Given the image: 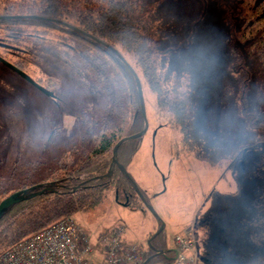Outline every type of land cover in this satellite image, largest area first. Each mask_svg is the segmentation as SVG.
Here are the masks:
<instances>
[{
    "label": "trees",
    "instance_id": "1",
    "mask_svg": "<svg viewBox=\"0 0 264 264\" xmlns=\"http://www.w3.org/2000/svg\"><path fill=\"white\" fill-rule=\"evenodd\" d=\"M39 2L36 14L70 22L99 40L61 22L26 19L37 23L35 48L49 49L48 59L39 63L75 73L76 87L89 99L77 116L83 136L70 149L55 162L40 159L38 168L33 162L22 170V185L0 187V202L10 188L22 197L0 215V254L96 205L109 191L125 205L143 201L118 165L104 176L117 141L145 126L133 68L142 86L146 83L153 92L157 111L169 117L182 147L231 170L237 182L235 192L224 194L230 203L215 202L217 210L228 207L230 214L209 220L200 259L264 264V0ZM106 44L117 48L130 66ZM165 124L159 122L156 133ZM142 138L119 146V161L127 169ZM238 240L247 242L242 254L252 261L236 259ZM161 248L164 252L151 259L161 256L162 264H172L176 250L165 242ZM152 253L148 246L146 258Z\"/></svg>",
    "mask_w": 264,
    "mask_h": 264
},
{
    "label": "rangeland",
    "instance_id": "2",
    "mask_svg": "<svg viewBox=\"0 0 264 264\" xmlns=\"http://www.w3.org/2000/svg\"><path fill=\"white\" fill-rule=\"evenodd\" d=\"M8 1L13 5H24L20 11H27L29 4L33 5L31 9H38L36 7L40 3L39 0ZM24 30L35 32V27L25 26ZM41 65L45 67L44 72L35 62L28 63L26 70L33 78L39 79V74L48 71L44 64ZM49 73L53 77L43 75L42 78L44 81L53 80L54 89L61 97L59 104L39 92L14 70L0 64L2 189L22 185L25 181L22 170H29L33 162L38 168L41 166L40 159L55 162L83 136L77 116L82 112L88 96L76 87L75 73L62 68L49 70ZM143 90L149 127L140 148L128 163V170L143 191L146 201L141 200L138 206L132 207L119 203L114 192L109 191L96 205L82 208L70 216L88 233L94 245V252L87 255L91 264H102L103 244L100 238L116 221H123L126 225L127 241L145 249L148 248L150 236L163 226L160 233L166 240V247L172 248L175 234L182 232L195 238L201 252L208 238L209 220L214 216L225 218L230 214L228 207L217 210L218 206L214 205L216 201L220 204L230 203L231 199L224 194L236 191L237 182L231 170L210 165L182 147L179 134L169 117L157 111L154 94L146 83ZM159 122L166 124L156 133ZM12 172L14 176L9 178ZM12 190L7 189L4 194H17ZM246 216L248 218L249 214ZM261 220L264 222V215ZM244 229L247 228L244 226ZM236 243L239 248H235V253H240L236 259L252 261L250 256L242 254L246 249L242 246L248 245L247 242L238 240ZM254 248L256 251L258 247ZM147 264H162V258L156 256Z\"/></svg>",
    "mask_w": 264,
    "mask_h": 264
},
{
    "label": "built area",
    "instance_id": "3",
    "mask_svg": "<svg viewBox=\"0 0 264 264\" xmlns=\"http://www.w3.org/2000/svg\"><path fill=\"white\" fill-rule=\"evenodd\" d=\"M126 225L116 221L100 238L102 264H144L146 249L125 238ZM176 254L172 264H213L200 259L191 234H175ZM94 252L88 233L73 217L61 218L16 242L0 254V264H91L87 255Z\"/></svg>",
    "mask_w": 264,
    "mask_h": 264
},
{
    "label": "flooded vegetation",
    "instance_id": "4",
    "mask_svg": "<svg viewBox=\"0 0 264 264\" xmlns=\"http://www.w3.org/2000/svg\"><path fill=\"white\" fill-rule=\"evenodd\" d=\"M21 6L23 7L24 5H20V4L13 5V3L11 2L9 3L8 0H6V2L4 0H0V16L8 15V14H36L35 12L39 11L41 8L40 6H37L36 8L38 9H31L30 7H32L33 5L29 4V6H26L27 11H20L22 9ZM27 7H29L30 10ZM36 25H37L36 22L26 19L14 20L11 18H0V64L1 65L11 68L5 62V61H9L14 65H16L17 67L24 70L25 72H27L30 76H32L29 73V71L26 70L27 68L26 65L28 63L35 62L39 70L43 71V68L45 67L41 65L42 63L39 62L48 59L49 49L48 47H45L41 51V49L35 48V40L33 35L34 32L24 30L25 26L35 27ZM55 39L57 40V38ZM54 49L55 47L52 46L51 53L54 51ZM46 70H48L46 73H41L42 75L39 74L41 78L39 79L34 78V79L44 88H46V90L52 91L54 95H49L46 92L39 89L38 87H36L35 85L34 86L37 88L39 92L51 97V99L56 104H59L61 97L54 89L55 85L53 80L50 79L48 81L46 80L44 81V78H42L43 75L53 77V74L49 73V69ZM14 71L18 73L16 70ZM152 235L150 236V238L152 237ZM163 242H165V239L161 233H158L155 237L151 239V245L156 249L161 248ZM153 253H155L154 249H153Z\"/></svg>",
    "mask_w": 264,
    "mask_h": 264
},
{
    "label": "water",
    "instance_id": "5",
    "mask_svg": "<svg viewBox=\"0 0 264 264\" xmlns=\"http://www.w3.org/2000/svg\"><path fill=\"white\" fill-rule=\"evenodd\" d=\"M0 18H11V19H37V20H43V21H56V22H61L63 24H65L66 26L74 29V30H77L81 33H84V34H88V35H91L93 38L95 39H98L97 37H95L94 35L86 32L85 30L79 28L78 26L70 23V22H67V21H64V20H61L59 18H53V17H49V16H45V15H41V14H8V15H3V16H0ZM99 40V39H98ZM101 41V40H100ZM102 42V41H101ZM107 46H109L110 48H112V50L117 54V56H119V58H121L126 64H128L130 66V64L127 62V60L124 58L123 54L117 49V48H114L112 46H110L109 44H106ZM6 64L8 66H10L12 69L16 70L21 76H23L26 80H28L30 83H32L33 85H35L36 87H38L39 89H41L42 91L46 92L47 94L49 95H54V93L52 91H48L46 90V88H44L42 85H40L32 76H30L27 72H25L24 70H22L21 68L17 67L16 65H14L13 63L9 62V61H5ZM132 71L133 73L135 74L136 76V81H137V86H138V93H139V99H140V105H141V109H142V113H143V116H144V119H145V126L142 130L140 131H137V132H134V133H131L129 135H125L123 137H121L117 143L115 144L114 148H113V156H112V161L110 163V168L109 170L104 174V176H109L112 174L114 168L116 165H118L120 167V169L123 171V173L129 177L131 179V181L133 182L136 190L138 191V193L140 194V196L142 197V199L144 201H146V198L142 192V190L140 189L138 183L134 180V178L132 177V175L130 174V172L128 171V169L126 168V166L124 164H122L120 161H119V158H118V149H119V146L126 140H130V139H135V138H138V137H142L148 130V127H149V121H148V117H147V112H146V105H145V97H144V91H143V86H142V82H141V79L140 77L138 76V74L136 73V71L132 68ZM22 197H18L17 194H11L9 196H7L6 198L2 199L1 202H0V215L2 213V211L8 207L10 204L16 202V201H19ZM151 209H153L151 207ZM162 228L163 226L158 230L156 231L152 237L148 240V246H151L154 250H155V253L151 254L150 256H148L144 262V264H146L147 262H149V260L156 254H159V253H163L164 252V249L163 248H159V249H156L155 247H153L151 245V239L153 237H155L158 233H160L162 231Z\"/></svg>",
    "mask_w": 264,
    "mask_h": 264
},
{
    "label": "crops",
    "instance_id": "6",
    "mask_svg": "<svg viewBox=\"0 0 264 264\" xmlns=\"http://www.w3.org/2000/svg\"><path fill=\"white\" fill-rule=\"evenodd\" d=\"M166 241V240H165ZM172 248H174L175 249V247H174V243H173V246H172ZM200 253V252H199ZM202 260V259H201Z\"/></svg>",
    "mask_w": 264,
    "mask_h": 264
}]
</instances>
